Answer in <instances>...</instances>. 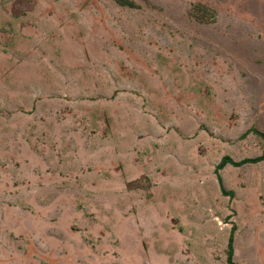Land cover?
I'll use <instances>...</instances> for the list:
<instances>
[{
	"label": "rangeland",
	"instance_id": "1",
	"mask_svg": "<svg viewBox=\"0 0 264 264\" xmlns=\"http://www.w3.org/2000/svg\"><path fill=\"white\" fill-rule=\"evenodd\" d=\"M253 129L264 0H0V264H264Z\"/></svg>",
	"mask_w": 264,
	"mask_h": 264
},
{
	"label": "trees",
	"instance_id": "2",
	"mask_svg": "<svg viewBox=\"0 0 264 264\" xmlns=\"http://www.w3.org/2000/svg\"><path fill=\"white\" fill-rule=\"evenodd\" d=\"M124 1H122V4H123ZM202 9V10H201ZM197 10H201L200 12H198L196 14V18L198 20H201V21H207V18L209 16H212L213 15V11H208V9L205 7L203 8L202 6L200 7H197ZM253 132L255 133V135H258L260 138H262V140H264V133L263 132H260L256 129H253ZM261 161H264V150H263V153L262 155L258 156V157H255V158H246V159H243L241 161H238V162H235L231 157L229 156H225L221 163L217 166L216 168V171L218 172L219 170L223 169L227 164H232L233 166H236V167H240L244 164H248V163H258V162H261ZM223 193H225V195H231V193H227L226 191H223ZM235 232H236V227L233 226L232 227V230H231V233H230V237H229V242H228V248H227V262L229 264H236L233 260V257H234V240H235Z\"/></svg>",
	"mask_w": 264,
	"mask_h": 264
}]
</instances>
